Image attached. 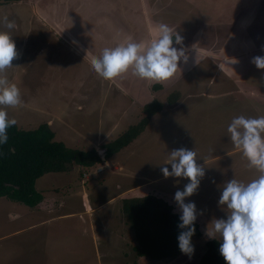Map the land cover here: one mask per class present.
I'll return each mask as SVG.
<instances>
[{
	"label": "rangeland",
	"instance_id": "obj_1",
	"mask_svg": "<svg viewBox=\"0 0 264 264\" xmlns=\"http://www.w3.org/2000/svg\"><path fill=\"white\" fill-rule=\"evenodd\" d=\"M3 17L15 21L11 35L18 52L5 75L17 84L22 99L20 105L7 107V111L22 128L32 129L51 120L55 139L68 147L89 150L98 145L103 150V144L142 119L146 104L156 99L164 107L144 132L117 152L113 161H107L108 165L103 162L83 171L77 167L37 180V190L46 192L49 201H61L56 213H76L82 217L80 221L67 215L45 221L41 214L34 216L31 207L1 197L0 264H80L83 260L98 264L99 245L105 250L108 244H118L111 233L117 223L119 228L130 227L123 198L113 205L109 200L131 186L144 187L132 193L137 197L153 192L163 195L181 214L174 194L189 180L165 178L161 171L164 167L171 171V164L165 162L171 151L181 148L195 150L197 163L205 168L199 188L185 199V203L196 204V221L202 232L192 238L194 253L188 256L180 252L174 259L162 261L133 253L130 262L200 264L208 240L206 227L213 219L226 217V208L218 204L223 185L233 178L246 183L259 175L234 147L227 127L239 115L264 116V69L252 63L254 57H264V0H20L0 6ZM160 23L178 32L189 49L188 63H181L182 71L173 78L146 81L129 71L104 80L93 71L91 61L105 47L131 39L147 44ZM73 35L81 38L82 46L66 40ZM192 45L199 52V64L194 62ZM245 58L248 67L240 70L248 77L240 80L246 91L242 95L237 91L238 82L227 72L236 70L237 63H246ZM156 84L161 86L157 91ZM174 92L178 99L170 103L168 98ZM28 104H37L39 109L35 111ZM99 168L102 171L97 172ZM84 201L91 204L88 212ZM106 201L88 216L97 220L94 230H85V216ZM118 214L123 218L115 222ZM103 215L113 221L106 222ZM132 243L137 244L135 233L127 242L130 247ZM101 264L117 263L104 257Z\"/></svg>",
	"mask_w": 264,
	"mask_h": 264
},
{
	"label": "clouds",
	"instance_id": "obj_2",
	"mask_svg": "<svg viewBox=\"0 0 264 264\" xmlns=\"http://www.w3.org/2000/svg\"><path fill=\"white\" fill-rule=\"evenodd\" d=\"M14 28V20L0 18V146L8 142V129L17 123L9 117L7 107L22 103L19 87L5 75V70L13 67L12 61L18 57L11 35ZM183 41L178 32L160 23L149 43L128 40L105 47L99 57L92 59L91 68L104 80L130 71L141 80L166 81L182 71L181 63L189 61V49ZM194 45V62L199 64L200 55ZM252 63L258 69H264V57H254ZM227 133L234 147L248 160L249 167L259 175L246 183L233 178L223 185L218 204L226 208V217L213 219L204 234L208 239L220 242L219 253L226 264H264V116L233 117ZM198 158L195 150H173L165 162L171 164V171L167 167L161 169L165 178L189 180L182 191L177 190L174 194L181 212L178 228L186 229L177 237L178 248L188 256L194 253L192 237L196 231L197 207L194 202L185 203V199L197 191L205 176V168L197 163Z\"/></svg>",
	"mask_w": 264,
	"mask_h": 264
},
{
	"label": "trees",
	"instance_id": "obj_3",
	"mask_svg": "<svg viewBox=\"0 0 264 264\" xmlns=\"http://www.w3.org/2000/svg\"><path fill=\"white\" fill-rule=\"evenodd\" d=\"M18 1L0 0V6ZM153 87L156 91L161 88L158 84ZM178 96L174 92L168 101L173 103ZM163 107L164 104L156 99L146 104L144 116L138 123L130 125L115 140L102 145L106 152L105 160L95 148H71L63 141L55 140V132L48 123H41L32 129L14 125L8 129V142L0 146V198L6 197L36 207L43 200L42 193L36 188L39 178L48 173L71 172L77 167L83 171L112 160L117 152L145 131L152 117ZM123 211L132 223L137 241L134 246L137 257L162 261L174 259L180 254L177 237L186 229L178 228L181 214L174 210V205L168 203L163 195L153 192L142 197L123 199ZM194 226L196 231L193 237L200 236L199 223L195 221ZM219 244L214 239L206 241V251L201 256L200 264H226L219 253Z\"/></svg>",
	"mask_w": 264,
	"mask_h": 264
},
{
	"label": "crops",
	"instance_id": "obj_4",
	"mask_svg": "<svg viewBox=\"0 0 264 264\" xmlns=\"http://www.w3.org/2000/svg\"><path fill=\"white\" fill-rule=\"evenodd\" d=\"M28 25H29V30L30 29H32V27H31V23H28ZM51 25L52 26H54L53 24H52V22H51ZM32 26H34V25H32ZM38 26V25H37ZM121 23H120V28H121ZM133 26H135V25H133ZM179 26L180 25H177L174 29L176 30H178V28H179ZM34 28H37V27H34ZM50 29H53V27H51ZM176 30V31H177ZM126 34V33H125ZM55 35V34H54ZM148 35V34H147ZM59 36V35H58ZM74 36V35H73ZM128 35L126 34V36L125 37H127ZM130 36H131V34H130ZM59 37H63V36H59ZM76 37V38H75ZM64 38V37H63ZM131 38V37H130ZM125 39V38H124ZM66 40L69 42V41H72V44H74L75 45V43L74 42H79L80 44H81V46H82V40H81V38H78V35L77 36H74V37H71L70 39H68V38H66ZM132 40V39H131ZM62 42H64V41H62ZM65 43V42H64ZM77 45H78V43H77ZM83 49H85L84 47H83ZM74 52V51H73ZM80 52H81V49L80 48H78V54H80ZM87 52V51H86ZM83 54H85L84 52H83ZM224 58H225V60H226V58H227V55H225V56H223ZM238 59V61H239V58H237ZM245 60H246V63H242V64H238L237 63V66L235 67V69L236 70H233V71H230V72H227V76H229L230 78H235L234 80H235V82H238V92L239 93H241L242 95L244 94L245 95V93H246V91H245V87H242L241 85H240V83H241V79H243V77H248V74H245V73H243L240 69H242V68H247L248 67V64H247V59L245 58ZM234 76V77H233ZM255 79L257 80V77H255L254 78V82H255ZM257 84V82H255L254 83V85H256ZM254 88L256 89L257 87L256 86H254ZM253 89V88H252ZM244 90V91H243ZM256 92L257 91H253L252 92V94H256ZM28 106L30 107V108H32V109H34L35 111H37L39 108H38V106H37V104L35 105V106H32V105H30V104H28ZM49 125H51V123H52V121L51 120H49L48 122H47ZM21 127V126H20ZM55 136H56V134H55ZM56 140V139H55ZM91 148H95V149H97V150H99L98 149V145H94V146H92ZM91 148H88V149H91ZM113 159V158H112ZM111 161H113V160H111ZM105 162V164H107L108 165V163H107V161H104ZM113 169H115V170H117L118 169V167L116 166V165H114V167H113ZM48 174H50V173H48ZM48 174H46V175H44V176H47ZM43 177V176H42ZM40 179V178H39ZM174 183H175V181H174ZM117 186H118V188H122L121 186V184H117ZM143 186H134V187H129L127 190H125V189H121L120 190V192L116 195V196H114L112 199H110L109 201H110V203L109 204H114L115 202H118L119 200H121L122 198L123 199H125V198H127V197H131L132 195L133 196H135V197H137L138 195H136V194H132V193H136V192H139V191H141V190H143ZM46 191H48V190H46ZM42 193V195H43V200L36 206V207H34V208H32L31 210H35L34 211V216L36 215V214H38V215H42V218L44 217V219H45V221H48L49 219H53L55 216L56 217H58V216H60V215H67V216H70V217H72V218H76V219H78L79 221H80V218H82L81 216L80 217H77L76 215V213H56V212H59L60 210H59V208H61L60 206H59V204H61V201L60 200H57V199H53V198H51L52 200L51 201H49L48 199H47V194H46V192H41ZM132 194V195H131ZM131 195V196H130ZM132 198V197H131ZM123 199H122V208H123ZM86 201V200H85ZM85 201L83 202L84 203V205L86 206V211L88 212L89 211V209L91 208V204H90V202H86L85 203ZM108 201V202H109ZM107 201L106 202H103V203H100V204H98V205H96V206H94L95 207V210L94 209H92V213L90 214V213H88V215L87 216H85V221L87 222V226H86V223L85 222H83L82 223V226H83V228L85 229V230H88V229H90L91 228V230H94V229H92V225H94V223L95 222H97V220L96 219H89L88 218V216H93V212H96V210L98 211L99 210V208H101L102 206H105L107 203H108ZM111 205V206H112ZM61 210H63V209H61ZM56 211V212H55ZM40 212H43V213H40ZM52 212H54V213H52ZM124 212V211H123ZM53 214H54V216H53ZM87 214V213H86ZM124 214L126 215V217H127V220H128V222L130 221V219H129V217L127 216V214L124 212ZM58 215V216H57ZM84 217V216H83ZM103 219H105V221L106 222H110V221H113L111 218H109L108 216H105V215H103V217H102ZM120 218H123L121 215H119L118 214V217L116 218V221L115 222H120L121 221V219ZM84 219V218H83ZM126 219V218H125ZM42 221H44V220H42ZM101 222V221H100ZM116 226V225H115ZM88 227H90V228H88ZM128 228V225H123V227H121V228H119V224L117 223V226L115 227V229H113L114 231H112L111 233H113V235L115 236V237H113L114 239H117V241H118V244L116 243V244H113V245H109L108 244V246H107V248H105V250H102V247H100V245H99V247H98V256H97V260H98V264H101V261H102V259H104V257L105 258H108L109 260H111V261H113V262H116L117 264H133V262H130L131 260H130V258L133 256V253H135V251H134V244L132 243L131 245H133L132 247H130L128 244H127V242H128V239H129V237L131 238V235L134 233L133 231V227H132V223H131V221H130V227H129V229H127ZM95 234V233H94ZM94 237H95V239H94V241L96 242L95 243V247H96V245L98 246V242H97V240H98V238L96 237V234L94 235ZM100 237H101V234H100ZM100 239V238H99ZM105 239H108V238H105ZM122 244H124L123 246H122ZM121 245V246H120ZM130 247V248H129ZM136 254V253H135ZM133 258V257H132ZM77 263V262H76ZM80 264H85V261L83 260V262L82 263H80Z\"/></svg>",
	"mask_w": 264,
	"mask_h": 264
},
{
	"label": "water",
	"instance_id": "obj_5",
	"mask_svg": "<svg viewBox=\"0 0 264 264\" xmlns=\"http://www.w3.org/2000/svg\"><path fill=\"white\" fill-rule=\"evenodd\" d=\"M98 152H99V155L101 156V158L103 159V160H105V155H106V152H105V150H98Z\"/></svg>",
	"mask_w": 264,
	"mask_h": 264
},
{
	"label": "built area",
	"instance_id": "obj_6",
	"mask_svg": "<svg viewBox=\"0 0 264 264\" xmlns=\"http://www.w3.org/2000/svg\"><path fill=\"white\" fill-rule=\"evenodd\" d=\"M99 171H102V168H99V169L97 170V172H99ZM84 174H85V172H84Z\"/></svg>",
	"mask_w": 264,
	"mask_h": 264
},
{
	"label": "flooded vegetation",
	"instance_id": "obj_7",
	"mask_svg": "<svg viewBox=\"0 0 264 264\" xmlns=\"http://www.w3.org/2000/svg\"><path fill=\"white\" fill-rule=\"evenodd\" d=\"M228 75V74H227Z\"/></svg>",
	"mask_w": 264,
	"mask_h": 264
}]
</instances>
